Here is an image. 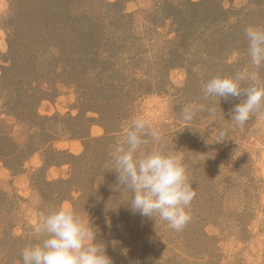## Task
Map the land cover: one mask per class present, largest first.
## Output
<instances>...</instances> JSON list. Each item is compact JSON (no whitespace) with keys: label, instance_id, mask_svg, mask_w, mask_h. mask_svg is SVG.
<instances>
[{"label":"rangeland","instance_id":"374dc122","mask_svg":"<svg viewBox=\"0 0 264 264\" xmlns=\"http://www.w3.org/2000/svg\"><path fill=\"white\" fill-rule=\"evenodd\" d=\"M201 1L0 0V264H22L34 225L63 205L91 220L114 264H264V108L238 126L245 94H203L217 75L264 82L245 35L264 30V0H220V21L206 0V18L181 26L173 12ZM137 117L160 133L143 151L184 157L195 195L179 231L134 213L109 169Z\"/></svg>","mask_w":264,"mask_h":264},{"label":"clouds","instance_id":"9594fccd","mask_svg":"<svg viewBox=\"0 0 264 264\" xmlns=\"http://www.w3.org/2000/svg\"><path fill=\"white\" fill-rule=\"evenodd\" d=\"M245 35L251 63L259 69L264 66V30L249 26ZM203 94L219 98L245 94V99L234 106L230 119L238 126L264 108V82L257 72L217 75L204 83ZM182 111V120L189 124L196 109L189 105ZM209 111L214 113L215 108ZM219 136L218 141H223L227 131L221 130ZM147 137L160 141L156 128L142 117L135 118L123 130V140L111 154L109 169L118 173L119 185L131 191L127 202L134 213L156 220L159 217L179 231L191 218L188 206L195 195L188 183L184 157L160 148L143 151L149 143ZM33 232L40 242L22 249V264H114L107 254V245L96 239L97 229L91 220L86 222L73 207L63 205L42 215ZM118 243L113 240L112 246L115 248Z\"/></svg>","mask_w":264,"mask_h":264},{"label":"trees","instance_id":"16d2710c","mask_svg":"<svg viewBox=\"0 0 264 264\" xmlns=\"http://www.w3.org/2000/svg\"><path fill=\"white\" fill-rule=\"evenodd\" d=\"M204 1H206V0H203V1L198 2V3L190 2L189 4H187V6L189 8L188 14H184V12L181 11V8H180V11L176 10L174 12L172 11V8H171V12H173L174 13L173 15H176L179 18V22H180L181 26H183L187 22V20L188 21H190V20L193 21L192 19L194 17H196V19H200L201 17L206 18V17H204V16H206L205 15L206 12H204V10L201 7H199V5L204 4ZM207 2L208 3L205 2V4H207L208 7L213 5L212 8H213V10L215 12L214 21L215 20L216 21H220L223 18H224V20L229 19L228 13L224 9H222L221 5L218 6L220 0H207ZM185 32L186 31H184L183 33H185ZM16 147H18V146H16ZM6 150H7V148H6ZM6 150H4V154L5 155H7V153L8 154L14 153V152H9V150H7V151Z\"/></svg>","mask_w":264,"mask_h":264}]
</instances>
